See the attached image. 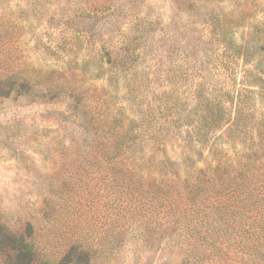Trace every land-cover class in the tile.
I'll return each mask as SVG.
<instances>
[{
  "label": "rangeland",
  "instance_id": "374dc122",
  "mask_svg": "<svg viewBox=\"0 0 264 264\" xmlns=\"http://www.w3.org/2000/svg\"><path fill=\"white\" fill-rule=\"evenodd\" d=\"M250 73L264 0H0V223L50 264H264Z\"/></svg>",
  "mask_w": 264,
  "mask_h": 264
},
{
  "label": "trees",
  "instance_id": "16d2710c",
  "mask_svg": "<svg viewBox=\"0 0 264 264\" xmlns=\"http://www.w3.org/2000/svg\"><path fill=\"white\" fill-rule=\"evenodd\" d=\"M250 75L252 77L254 76L251 83L259 86L261 90H263L264 78L258 76L257 73H250ZM228 119H230L229 116H225L224 118V114H220L218 119L219 124H215V126L222 125ZM215 120L214 118V121ZM27 237L28 236L23 233H15L8 230L0 223V264H50L47 261L37 259L33 243L29 241ZM70 255L74 257L77 262L79 259H83L87 262L90 258V249L85 247L76 248L75 252Z\"/></svg>",
  "mask_w": 264,
  "mask_h": 264
}]
</instances>
